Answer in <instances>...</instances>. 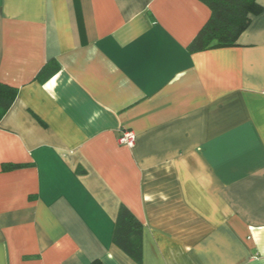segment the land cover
I'll return each mask as SVG.
<instances>
[{
    "label": "crops",
    "instance_id": "0c3cea01",
    "mask_svg": "<svg viewBox=\"0 0 264 264\" xmlns=\"http://www.w3.org/2000/svg\"><path fill=\"white\" fill-rule=\"evenodd\" d=\"M257 3L236 46L192 54L202 0H0V82L18 89L0 122V264H137L113 242L121 206L142 264H264Z\"/></svg>",
    "mask_w": 264,
    "mask_h": 264
},
{
    "label": "trees",
    "instance_id": "16d2710c",
    "mask_svg": "<svg viewBox=\"0 0 264 264\" xmlns=\"http://www.w3.org/2000/svg\"><path fill=\"white\" fill-rule=\"evenodd\" d=\"M211 16L188 47L192 54L211 49L237 45L241 34L251 24L252 16L262 12L257 0H202ZM59 70L56 61L48 62L38 73L36 80L45 83ZM18 89L0 82V122L13 106ZM25 165H10L4 169H16ZM114 244L137 264L143 260V225L125 206L118 212L113 235Z\"/></svg>",
    "mask_w": 264,
    "mask_h": 264
},
{
    "label": "built area",
    "instance_id": "2783aa9c",
    "mask_svg": "<svg viewBox=\"0 0 264 264\" xmlns=\"http://www.w3.org/2000/svg\"><path fill=\"white\" fill-rule=\"evenodd\" d=\"M119 143L130 148L134 147L136 142V135L131 131H125L121 133V136L118 139Z\"/></svg>",
    "mask_w": 264,
    "mask_h": 264
}]
</instances>
